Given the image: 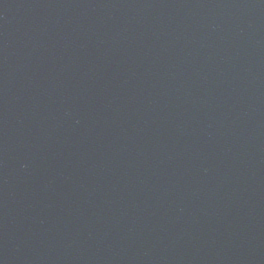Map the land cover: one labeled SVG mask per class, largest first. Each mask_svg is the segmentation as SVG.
Listing matches in <instances>:
<instances>
[{
	"label": "water",
	"instance_id": "obj_1",
	"mask_svg": "<svg viewBox=\"0 0 264 264\" xmlns=\"http://www.w3.org/2000/svg\"><path fill=\"white\" fill-rule=\"evenodd\" d=\"M0 264H264V0H0Z\"/></svg>",
	"mask_w": 264,
	"mask_h": 264
}]
</instances>
